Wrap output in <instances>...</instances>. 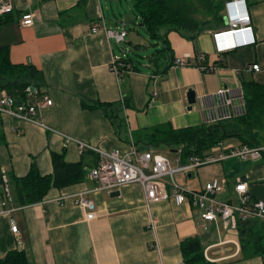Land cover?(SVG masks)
Listing matches in <instances>:
<instances>
[{"label":"crops","instance_id":"0c3cea01","mask_svg":"<svg viewBox=\"0 0 264 264\" xmlns=\"http://www.w3.org/2000/svg\"><path fill=\"white\" fill-rule=\"evenodd\" d=\"M12 1L14 11L4 15L0 22V47H9L14 65L32 66L42 73L46 83L44 95L53 104L42 108L39 98L27 97L28 103L38 105L47 128L0 116L2 171L8 176L23 177L35 164L47 175L53 171V154L65 153L68 163L83 162L85 181L52 189L36 205H0V260L18 250L28 254L31 264H184L181 241L207 235L204 246L209 261L264 264V256L242 258L237 230H231L234 234L219 223L211 226L216 238L212 230L204 232V222L189 202L176 206L168 200L148 209L138 185L123 187L115 197L98 189L90 177L99 160L97 154H82L77 143L67 144L65 138L106 151L117 149L127 153L134 144L141 151L146 147L155 153L161 146H148L153 128L167 124L174 129L200 126L206 118L204 109L217 107L214 95L221 88L236 92L243 87V81L264 85V0H247L249 10L246 7L233 14L237 18L245 15V10L248 12L253 35L247 31L235 37L236 46L226 50L229 52L215 50L213 35L223 26L204 31L196 44L171 32L169 41L175 59L165 75H156L159 68L154 63L149 69L122 71L120 76L112 70L113 60L133 56L129 55L126 43L108 39L105 28L128 30L121 19L125 22L132 18L119 13L121 9L115 0ZM234 1L239 0H231ZM231 9L234 11L235 7ZM29 12L34 14V25L24 27L20 21ZM97 24L101 29L92 33L91 28ZM253 36L254 43L240 45L252 41ZM179 61L187 64L182 66ZM254 64L259 65V71L252 69ZM190 89L197 99L205 100L204 107L196 104L188 110ZM97 101L111 104L119 111L120 127L103 110L83 106V102ZM263 160L230 159L200 168L188 174L189 179L197 180L189 189L200 191L213 179H226V192L218 198L235 201L234 188L242 180L248 183L253 199L264 201ZM79 194L94 201L96 219L86 220L83 209L76 204ZM11 218L18 225V234L11 230ZM151 219L155 221L154 229Z\"/></svg>","mask_w":264,"mask_h":264},{"label":"trees","instance_id":"16d2710c","mask_svg":"<svg viewBox=\"0 0 264 264\" xmlns=\"http://www.w3.org/2000/svg\"><path fill=\"white\" fill-rule=\"evenodd\" d=\"M216 1L218 0H133V11L138 13L137 18L142 24L141 29H144L150 39L165 44V48L157 52L170 53L167 66L162 71H155L156 75H165L174 64L175 53L168 39L171 32H176L196 44L198 37L204 31L212 27H224L226 24L225 6L226 1L229 0H219L218 4ZM200 9L205 12L208 19L200 21L197 18V15L201 13ZM3 17H0V22H3ZM127 32L129 31L127 30ZM134 61V57L121 60V64L124 65L120 66L121 70L140 71L141 65L139 63L136 65ZM129 64L130 68L127 69ZM155 66L158 67L157 62ZM205 69L207 68L204 67ZM242 84L247 109L244 116L237 117L233 121L204 123L200 126L182 129H174L170 124L160 125L151 131L148 146L154 148L160 146L182 147L181 161L185 163L192 156H206L208 151L219 141L238 138L244 144L259 145L256 132L264 127V85L244 81ZM28 86L41 91V94L44 95L46 83L42 73L32 66L14 65L10 60L9 47H0V95L4 90L11 97L16 98L18 103H27L28 96L25 94V89ZM152 100L149 101L146 108H149ZM83 106L89 109L103 110L117 126H121L119 111L113 109L111 104L97 101L91 104L83 102ZM52 163L53 171L50 174H42L33 164L27 175L23 177L12 174L5 175L0 164V198L3 197L5 187H8L13 195L12 206H31L43 202L52 189H63L85 181L82 161L68 163L65 153H55ZM237 232L243 259L264 256V221L250 220L244 224L239 223ZM205 239L196 235L181 241L180 250L184 264H229L226 261L214 262L207 259ZM0 264L31 263L27 253L13 250L0 260Z\"/></svg>","mask_w":264,"mask_h":264},{"label":"built area","instance_id":"2783aa9c","mask_svg":"<svg viewBox=\"0 0 264 264\" xmlns=\"http://www.w3.org/2000/svg\"><path fill=\"white\" fill-rule=\"evenodd\" d=\"M231 0L226 1L225 19L226 24L221 31L213 35L215 42V50L218 53H225L229 51L228 48L235 46L236 39L234 36L240 32L250 31L253 35V28L251 24V16L246 15V21H235L233 14L242 8H248V1L239 0L235 5V10L231 9ZM14 11V4L12 0H0V16L10 14ZM250 13V11H249ZM34 14L29 12L23 14L21 18V25L24 27H31L34 25ZM100 25L97 24L91 28L92 33H97L100 30ZM241 29V30H239ZM247 29V30H246ZM108 39L113 40L117 44L126 42L128 32L126 29H111L105 28ZM221 39L219 43L218 38ZM231 37V38H230ZM254 43V36L252 37ZM228 41L230 45L227 46ZM225 45V49L221 47ZM232 51V50H231ZM204 60V57H203ZM178 64L184 66L186 61H179ZM121 60L115 59L112 62V70L120 76L122 73ZM201 68H204L200 65ZM130 65H128V68ZM254 71H259V65L252 66ZM210 70H213L210 69ZM124 71V70H123ZM27 96H35L39 98V106L42 108L52 106L53 101L49 96L41 94V91L28 86L25 89ZM215 96L217 107L204 109L205 121L204 123L213 124L222 121H233L237 117L244 116L247 113L246 101L244 98L243 87L234 92L227 87L221 88ZM198 103L204 107L205 100L203 98L197 99ZM0 116L4 119H15L21 122L34 124L47 128L39 115L38 105L30 103H18V100L11 97L6 92L0 95ZM203 123V124H204ZM67 138V144L77 143L81 153L85 151H93L98 156V163L96 167L90 171L91 179L97 183L98 189L106 190L110 193L119 191L128 185H138L142 188L145 197V203L148 209L152 204L171 200L176 206H182L185 203H191L198 211L201 221L204 222V232L210 230L213 224L222 223L224 229L237 230L239 223H246L250 220L264 221V201L253 199L250 196V189L248 183L238 180L234 191L237 199L222 200L218 196L226 192L227 180L213 179L207 182L200 191L191 190L186 187H181L175 177L181 173L191 174L200 168L213 165L219 162L230 159L239 161L257 162L264 158V147L258 145H248L240 143L238 145H228L226 141H219L214 145L205 156H192L189 161L182 163L180 158L176 162L171 160L168 156L154 153L144 152L137 148L134 144L130 145V150L127 153H122L120 150L106 151L100 147H94L71 137ZM6 180V179H5ZM12 195L5 187L3 197L0 198V205L6 208L12 203ZM76 204L84 211L85 218L92 221L97 218V209L93 200L85 197L84 194H79L76 199ZM11 230L14 234H18V225L11 218ZM151 228H155L154 219L150 220Z\"/></svg>","mask_w":264,"mask_h":264},{"label":"rangeland","instance_id":"374dc122","mask_svg":"<svg viewBox=\"0 0 264 264\" xmlns=\"http://www.w3.org/2000/svg\"><path fill=\"white\" fill-rule=\"evenodd\" d=\"M115 1L117 3H119L120 9H121V11L119 13H121L122 15L128 16V17L132 18L133 20L137 21L138 13H135L133 11V9H134L133 0L132 1L131 0H115ZM218 3H219V0L216 1V4H218ZM200 12L201 13L199 15H197V18L200 21H204V20L208 19V16H206L205 12H203L202 9H200ZM132 19H130V20H132ZM124 20L125 19H121V21H123V22H124ZM113 23H114V25H116V24L120 25V23H115V22H113ZM136 23L138 24V26H136V27L126 26V28L129 31V35L127 37V42H126L125 46H127V50L130 51L129 55L133 56L134 59L136 60V62H138L141 65V68H143V69H145V68L149 69L152 67L151 66L152 64L157 62L159 70L162 71L167 66L168 60L170 58V53H167V54L166 53H158L157 52L158 50L165 48V44L162 42H157L156 40L150 39V37L147 35V33L144 31V29H141L139 27L141 22L138 21ZM168 39H169V35H168ZM189 41H191V40H189ZM137 46H138V48H137ZM150 60H151V62H150ZM3 92H6V91L3 90ZM256 134L258 135V139H259L258 142L260 143L258 146L264 147V127L262 128V130L257 131ZM240 141L241 140L238 138H234L231 140L229 139L228 141H226V144L238 145V144H240ZM143 148H142V150L144 152H154L152 150L150 151L146 147H143ZM182 150H183L182 147L171 148V147H167V146H161L159 149H157V151L155 153L166 155L171 160L176 162L177 158H180V160H181ZM188 161H189V159H188ZM188 161H186V162H188ZM234 162H236V161H234ZM234 164H236V163H234ZM194 172H196V171H194ZM175 179L181 187H186V188H192V186H194L196 184V181H197L196 178L189 179L187 173L178 174V175H176ZM211 230H212V228L210 226V231ZM229 231L232 232L231 230H229ZM211 233L216 238V236H217L216 231L212 230ZM232 233L235 234V232H232Z\"/></svg>","mask_w":264,"mask_h":264},{"label":"water","instance_id":"95a60500","mask_svg":"<svg viewBox=\"0 0 264 264\" xmlns=\"http://www.w3.org/2000/svg\"><path fill=\"white\" fill-rule=\"evenodd\" d=\"M226 20V19H225ZM123 24L125 26H132V27H136L138 26V24L136 23L135 20H128V21H125L123 22ZM142 24L139 25V27H141ZM187 99H188V103H189V108L188 110L191 111L193 109V106L196 105L198 103L197 101V96H196V93L193 89H190L187 93ZM175 153V152H174ZM120 192L119 191H115L112 193V197H115V196H119ZM203 238H207V235H203L202 236Z\"/></svg>","mask_w":264,"mask_h":264},{"label":"bare ground","instance_id":"6f19581e","mask_svg":"<svg viewBox=\"0 0 264 264\" xmlns=\"http://www.w3.org/2000/svg\"><path fill=\"white\" fill-rule=\"evenodd\" d=\"M236 3H237V1H234V2H232V7H235V5H236ZM248 14V12H246V10H245V15H239L237 18H236V20L235 21H237V22H239V21H241V19L242 18H244L243 19V21H246V15ZM239 30H241V29H239ZM247 30V29H246ZM245 32H247V31H245ZM245 32H240V33H238V34H236L234 37H237V36H239V35H241V34H243V33H245ZM250 32V31H249ZM223 38H227V37H222V38H218L220 41H221V39H223ZM254 42H255V40H254ZM251 43H253V40L252 41H244L243 43H240V45L241 44H243V45H249V44H251ZM227 46H229V45H227ZM235 46H236V44H235ZM235 46H233V47H230V48H228L229 50L230 49H232V48H234ZM225 45H223L222 47H221V49H225ZM224 51H226V50H224Z\"/></svg>","mask_w":264,"mask_h":264},{"label":"clouds","instance_id":"9594fccd","mask_svg":"<svg viewBox=\"0 0 264 264\" xmlns=\"http://www.w3.org/2000/svg\"><path fill=\"white\" fill-rule=\"evenodd\" d=\"M244 1H247V0H244ZM236 20V18H234Z\"/></svg>","mask_w":264,"mask_h":264}]
</instances>
